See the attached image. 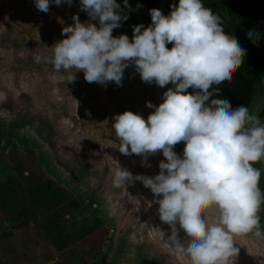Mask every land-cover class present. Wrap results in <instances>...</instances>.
Returning <instances> with one entry per match:
<instances>
[{"label": "clouds", "instance_id": "obj_1", "mask_svg": "<svg viewBox=\"0 0 264 264\" xmlns=\"http://www.w3.org/2000/svg\"><path fill=\"white\" fill-rule=\"evenodd\" d=\"M51 2L60 6L72 0ZM124 4L131 7L128 0ZM35 6L46 13L50 0H35ZM80 7L90 20H99V27L74 15V24L62 29L65 38L36 50L33 61L63 72L67 82L83 71L89 83L122 85L124 70L134 64L142 81L174 85L159 106L147 102L154 108L147 120L131 110L115 115L122 154L140 155L146 163L162 150L166 159L154 177L133 176L118 165L109 172L112 186L126 189L139 180L151 189L160 220L171 227L167 239L160 231L169 251L190 264H235L240 251L235 236L264 240L262 172L254 167L264 159V122L248 107L234 109L226 100L210 98L219 93V85L233 80L247 50L203 0H179L168 15L150 9L152 23L135 25L131 40L112 34L128 18L117 0H80ZM247 35L254 43L259 37L253 30ZM190 87L193 92L187 91ZM180 142H185L182 157L173 150ZM177 224L186 242L178 237Z\"/></svg>", "mask_w": 264, "mask_h": 264}, {"label": "water", "instance_id": "obj_2", "mask_svg": "<svg viewBox=\"0 0 264 264\" xmlns=\"http://www.w3.org/2000/svg\"><path fill=\"white\" fill-rule=\"evenodd\" d=\"M176 1L128 0L129 8L124 0H117L121 15L128 18L113 29V36L126 34L131 40L135 25L146 28L152 23L151 15L143 19L141 14L159 8L168 15ZM209 1L229 19L231 0ZM74 15L82 23L99 27L98 19L90 20L81 10L80 0L60 6L50 0L46 13L36 8L35 0H0V148L13 141L34 148L45 170L75 192L83 204L65 219L67 222L88 215L106 222L110 233L104 250L81 264H190L187 257L169 251L161 239L160 231L167 239L171 227L160 220L151 189L139 180L127 184L126 189H116L109 177L110 169L118 165L133 176L159 174L160 161L166 159L162 150L149 155L146 163L140 155L122 154L114 117L131 110L147 120L154 111L147 102L159 106L163 93L174 85L170 82L161 87L142 81L134 64L124 70L122 85H117L114 81L89 83L83 71L74 69L75 80L67 82L63 72L35 63L32 54L64 39L62 29L74 24ZM187 91L194 90L190 87ZM249 109L264 122L261 101L251 103ZM184 148L185 142H180L173 150L182 157ZM3 167L0 160V172ZM260 187L264 189L263 176ZM259 214L264 225V207ZM7 223L0 219V225ZM177 229L178 237L186 242L185 231L179 224ZM234 240L240 249L235 264H264V240L251 234L235 236Z\"/></svg>", "mask_w": 264, "mask_h": 264}, {"label": "rangeland", "instance_id": "obj_3", "mask_svg": "<svg viewBox=\"0 0 264 264\" xmlns=\"http://www.w3.org/2000/svg\"><path fill=\"white\" fill-rule=\"evenodd\" d=\"M258 10L264 17V0ZM149 16L150 10L139 18ZM258 31L262 32L257 39L262 46L264 23ZM172 46L167 45L169 49ZM259 101L264 105V76L252 103ZM33 149L17 141L0 148V160L4 163L0 172V219L10 222L0 225V264L90 262L94 254L104 250L110 233L108 225L102 217L90 216L67 226L65 218L83 202L45 170ZM254 167L262 170L264 159L255 162Z\"/></svg>", "mask_w": 264, "mask_h": 264}, {"label": "trees", "instance_id": "obj_4", "mask_svg": "<svg viewBox=\"0 0 264 264\" xmlns=\"http://www.w3.org/2000/svg\"><path fill=\"white\" fill-rule=\"evenodd\" d=\"M262 1L231 0L228 8L229 20L220 12L215 3L203 0L206 7L222 16L225 30L240 42L241 47L247 50L243 64L233 74V80L219 85V93L210 98L226 100L231 103L234 109L239 106L249 107L257 85L264 76V44L260 46L258 40L254 43L253 39L247 35L250 30L257 32L259 36L262 35V32L258 31L264 23V17L258 10V5ZM174 4L178 5L179 0ZM262 115H264V110Z\"/></svg>", "mask_w": 264, "mask_h": 264}, {"label": "flooded vegetation", "instance_id": "obj_5", "mask_svg": "<svg viewBox=\"0 0 264 264\" xmlns=\"http://www.w3.org/2000/svg\"><path fill=\"white\" fill-rule=\"evenodd\" d=\"M33 150H34V149H33ZM35 155H36V153H35ZM65 186H66V185H65ZM82 204H83V203H82ZM81 207H82V205H81ZM81 207H80V208H81ZM78 209H79V208H78ZM73 213H74V212H73ZM67 217H69V216H67ZM67 217H66V218H67ZM86 217H90V215L83 217L81 220H83V219L86 218ZM66 218H65V219H66ZM81 220H74V221H72L71 223H69V222L66 221V224H67V226L69 227V225H72V224L75 223V222H80ZM74 225H75V224H74Z\"/></svg>", "mask_w": 264, "mask_h": 264}]
</instances>
